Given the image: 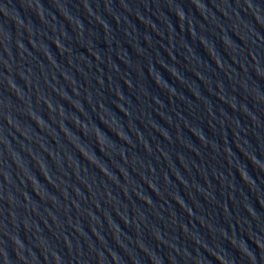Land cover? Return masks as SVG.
<instances>
[{
  "label": "water",
  "instance_id": "95a60500",
  "mask_svg": "<svg viewBox=\"0 0 264 264\" xmlns=\"http://www.w3.org/2000/svg\"><path fill=\"white\" fill-rule=\"evenodd\" d=\"M0 264H264V0H0Z\"/></svg>",
  "mask_w": 264,
  "mask_h": 264
}]
</instances>
